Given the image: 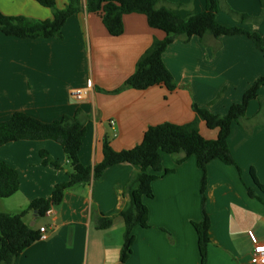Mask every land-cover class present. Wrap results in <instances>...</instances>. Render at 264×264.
<instances>
[{
  "label": "crops",
  "instance_id": "crops-1",
  "mask_svg": "<svg viewBox=\"0 0 264 264\" xmlns=\"http://www.w3.org/2000/svg\"><path fill=\"white\" fill-rule=\"evenodd\" d=\"M90 0H81L83 10L70 17L62 28L63 39H17L0 33V122L22 112L51 123L80 112L86 134L79 152L80 162L93 167L102 161L101 144L106 136L114 151L139 145L149 127L163 123L184 125L194 120L192 105L225 115L240 102L243 93L264 75V57L242 36L193 37L171 44L162 56L177 88L162 86L143 91L122 88L144 52L164 33L148 26L145 16L123 17V33L112 37L99 15L87 13ZM179 4L174 12L186 17L202 13L205 0H165ZM63 9L67 0H55ZM230 9L253 18L258 24H241L219 5L217 22L258 32L264 42V6L259 0H225ZM0 12L10 17L50 20L49 9L34 0H0ZM92 86L85 99L72 93ZM222 97L216 100L220 92ZM260 106V108H259ZM113 122V126L110 122ZM200 135L214 140L217 130L199 122ZM235 166L219 160L207 166L205 210L209 216L210 243L206 264H252L247 232L264 242V194L253 183L250 170L264 185V90L249 103L241 124L233 123L227 140ZM45 151L61 169L42 165ZM182 156V155H180ZM176 156L162 154L159 174L152 184L153 197L144 198L148 228H135L132 253L125 264H201L194 223L201 221V171L195 158L176 164ZM0 161L18 175L19 190L0 200V212L25 210L36 198H48L54 186L67 181L69 163L62 148L52 141H19L0 147ZM240 170V173H239ZM138 169L120 164L107 169L97 181L78 184L64 194L51 215L34 213L24 223L35 230L45 228L46 239L37 241L14 264H119L124 232L119 212L127 203L126 186ZM247 188L257 198H250ZM94 216L112 218L106 230H97Z\"/></svg>",
  "mask_w": 264,
  "mask_h": 264
},
{
  "label": "trees",
  "instance_id": "trees-1",
  "mask_svg": "<svg viewBox=\"0 0 264 264\" xmlns=\"http://www.w3.org/2000/svg\"><path fill=\"white\" fill-rule=\"evenodd\" d=\"M38 5L47 8L52 13L50 20H34L26 17H10L0 12V33L6 37L17 39H63L62 28L73 15L81 12V0H67L63 9L56 7L55 0H34ZM231 18L241 24H258L260 17L253 18L246 14L233 11L225 0H205V10L202 13H190L186 17L177 15L173 10L179 4H171L165 0H90L85 6L87 13L100 16L104 28L112 37L123 33V17L129 14L145 16L150 28L164 33L162 40H154L136 64L134 73L123 83L122 88H132L138 91L154 86H162L169 92L177 85L165 67L162 56L167 48L177 40L187 43L196 37L202 43L206 37L242 36L249 40L264 57V42L258 32L248 31L241 27H227L217 22L219 5ZM264 6V0H259ZM264 90V75L256 79L243 93L241 101L229 106L225 115L212 114L207 108L192 105L194 120L184 125L163 123L149 127L141 143L129 150L114 151L108 137L101 144L102 161L93 167L84 166L79 159V152L86 134V125L80 118V112L73 116L65 115L51 123L39 121L25 113H14L7 121L0 122V147L19 141H52L57 143L69 163L68 179L54 186L48 198L33 199L28 207L16 214L0 212V264H14L15 260L28 247L39 241L40 232L24 223L28 213H34L42 218L50 208L59 206L64 194L70 188L99 180L103 173L116 165L129 164L138 169L126 186L127 203L119 212L123 220L124 232L119 253V263L125 264L132 253L135 241V228H148V210L143 199L153 197L152 184L163 172L161 155L176 156V164H182L190 157L195 158L196 166L201 171L200 180V210L201 221L194 223L197 236V246L200 263L207 262V248L210 243L209 230L211 222L205 210V190L207 187V166L213 160H219L225 165L235 166L228 147V137L233 123L241 124L244 120L250 102L258 99V92ZM199 122H204L207 129L217 130L214 140L203 138L198 129ZM42 165L51 166L57 170L61 166L52 160L48 153H39ZM182 155V156H180ZM164 171L163 174H170ZM240 173V170H239ZM251 178L256 188L264 194L261 184L253 169ZM20 186L17 171L9 164L0 161V200L10 198ZM250 198H257L255 193L247 188ZM97 230H106L112 225V218L94 216Z\"/></svg>",
  "mask_w": 264,
  "mask_h": 264
},
{
  "label": "built area",
  "instance_id": "built-area-1",
  "mask_svg": "<svg viewBox=\"0 0 264 264\" xmlns=\"http://www.w3.org/2000/svg\"><path fill=\"white\" fill-rule=\"evenodd\" d=\"M92 83L91 81H87L86 87L84 89H78L73 91L72 95L75 100L81 101L85 99L87 95V91L91 88ZM113 122H110V125L113 126ZM52 213V208L46 211L45 215L49 216ZM40 240L46 239V231L45 228H40ZM247 238L251 245L252 257L251 263L252 264H264V242H260L255 234L252 231L247 232Z\"/></svg>",
  "mask_w": 264,
  "mask_h": 264
},
{
  "label": "rangeland",
  "instance_id": "rangeland-1",
  "mask_svg": "<svg viewBox=\"0 0 264 264\" xmlns=\"http://www.w3.org/2000/svg\"><path fill=\"white\" fill-rule=\"evenodd\" d=\"M229 17H230V16H229ZM223 94H224V92L221 91V92L217 95L216 100L219 99L220 97H222ZM240 101H241V100H240ZM238 103H239V102H238ZM259 108H260V106H259ZM41 219H42V218H41Z\"/></svg>",
  "mask_w": 264,
  "mask_h": 264
},
{
  "label": "water",
  "instance_id": "water-1",
  "mask_svg": "<svg viewBox=\"0 0 264 264\" xmlns=\"http://www.w3.org/2000/svg\"><path fill=\"white\" fill-rule=\"evenodd\" d=\"M119 264H121V263H119Z\"/></svg>",
  "mask_w": 264,
  "mask_h": 264
}]
</instances>
